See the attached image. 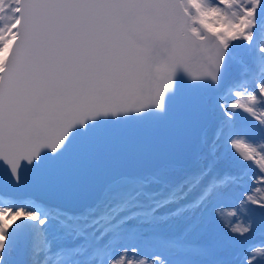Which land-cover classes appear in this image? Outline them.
<instances>
[{
  "label": "snow or ice",
  "instance_id": "snow-or-ice-1",
  "mask_svg": "<svg viewBox=\"0 0 264 264\" xmlns=\"http://www.w3.org/2000/svg\"><path fill=\"white\" fill-rule=\"evenodd\" d=\"M0 264H264V0H0Z\"/></svg>",
  "mask_w": 264,
  "mask_h": 264
},
{
  "label": "water",
  "instance_id": "water-1",
  "mask_svg": "<svg viewBox=\"0 0 264 264\" xmlns=\"http://www.w3.org/2000/svg\"><path fill=\"white\" fill-rule=\"evenodd\" d=\"M205 63V60L200 55H194L191 61V70L193 72H200L203 70V64Z\"/></svg>",
  "mask_w": 264,
  "mask_h": 264
}]
</instances>
